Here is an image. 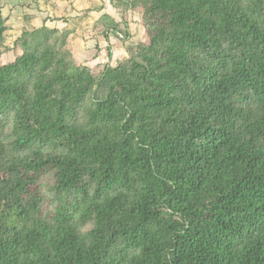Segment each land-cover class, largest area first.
Listing matches in <instances>:
<instances>
[{
    "label": "trees",
    "instance_id": "trees-1",
    "mask_svg": "<svg viewBox=\"0 0 264 264\" xmlns=\"http://www.w3.org/2000/svg\"><path fill=\"white\" fill-rule=\"evenodd\" d=\"M123 1L116 66L0 67V264H264V0Z\"/></svg>",
    "mask_w": 264,
    "mask_h": 264
},
{
    "label": "rangeland",
    "instance_id": "rangeland-1",
    "mask_svg": "<svg viewBox=\"0 0 264 264\" xmlns=\"http://www.w3.org/2000/svg\"><path fill=\"white\" fill-rule=\"evenodd\" d=\"M0 18V67L49 42L72 66L97 72L146 38L140 15L123 0H0ZM51 186L46 181L48 195Z\"/></svg>",
    "mask_w": 264,
    "mask_h": 264
}]
</instances>
